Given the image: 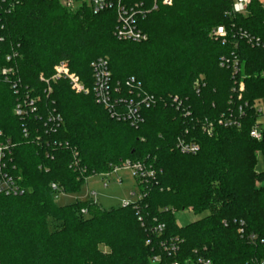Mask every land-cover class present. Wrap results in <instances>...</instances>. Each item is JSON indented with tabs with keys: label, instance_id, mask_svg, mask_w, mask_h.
I'll list each match as a JSON object with an SVG mask.
<instances>
[{
	"label": "trees",
	"instance_id": "16d2710c",
	"mask_svg": "<svg viewBox=\"0 0 264 264\" xmlns=\"http://www.w3.org/2000/svg\"><path fill=\"white\" fill-rule=\"evenodd\" d=\"M11 1L0 0V131L15 145L10 169L15 167L25 193L0 194V264H151L156 249L146 241L156 242L158 235L148 227L160 224L166 228L160 239L184 242L179 260L199 255L213 264H249L264 257V246L248 239L264 237V171L257 172L264 139L250 137L255 112L248 109L240 130L217 127L212 138L193 132L199 153L183 155L176 144L187 122L173 104L178 97L200 119H212L230 106L264 98V3L251 0L246 15H234L233 0H173L172 6L159 1L140 20L148 41L135 44L116 38L114 9L94 14L87 5L72 10L60 0H19L13 8ZM219 27L227 32L225 43L213 37ZM242 33L260 45L248 44ZM224 57L239 60L238 76L221 67ZM100 58L109 61L112 87L121 97L129 96L126 82L135 78L160 99L143 109L138 128L95 102L91 65ZM61 62H69L89 94L74 92L68 80L52 83L53 93H45L41 75L51 78ZM9 68L14 74L7 80L2 71ZM14 80L21 93L39 98V116L15 115ZM241 81L239 102L234 89ZM54 110L63 123L51 133L46 115ZM72 148L82 174L71 168ZM128 160L156 172L140 186L142 200L112 210L92 199L57 203L52 184L65 195L79 193L87 178ZM187 209L202 218L180 227L176 213Z\"/></svg>",
	"mask_w": 264,
	"mask_h": 264
},
{
	"label": "built area",
	"instance_id": "2783aa9c",
	"mask_svg": "<svg viewBox=\"0 0 264 264\" xmlns=\"http://www.w3.org/2000/svg\"><path fill=\"white\" fill-rule=\"evenodd\" d=\"M49 1V0H44ZM60 0L63 5L69 9H76L78 6L87 5L92 13L99 14L107 12V10L114 9L117 14V24L115 27L116 38L123 42L131 43H144L148 41V35L139 27L140 20L146 18L150 15V12L157 9L159 1H162L163 5H172L173 0H153V5L150 9H146L144 3L129 4L127 0ZM251 0H233L232 14L234 15H246L248 12V6ZM11 7L19 5V0H12L10 3ZM213 37L217 40H221L223 43L227 41V32L224 27H219L213 32ZM241 38H245L248 44L253 46H259V39L251 38L248 34L242 33ZM11 57H8L10 60ZM221 67L231 68L233 72V77L239 75L241 70L240 62L237 58H223L221 60ZM94 84H93V94L95 97V102L108 112L112 118L128 123L131 127L138 128L144 122V117L142 114L143 109L153 108L158 105L161 101L155 96L149 95L144 91V87L141 82H137L135 78H130L126 82L128 97H121V90L112 87V72H110L109 61L104 58L95 60L91 65ZM14 74L13 68L4 69L2 75L9 80L10 75ZM40 80L46 85V91L48 96L53 93L51 87L52 83L60 80H68L71 87L79 94H89V90L84 86L83 82L74 74H72L67 66V62H61L58 64L51 78H46L41 75ZM200 84L196 83V90L199 89ZM12 88L16 91L18 95V100L14 113L20 119H28L29 117H37L40 112L39 98L33 96L30 92H20L19 81H12ZM245 91L244 82H240L238 87L234 89V95L238 97V101H243V92ZM173 104L181 114V118L187 122L184 135L177 139V149L181 154L196 155L199 153L200 144L195 141L193 137V132L201 131L203 134L212 138L217 127L222 128H232L240 130L243 126V121L247 118L249 110L252 109L256 114V122L253 126L250 137L255 141H262L264 139V98L259 99L254 105H249V103H240L237 105L230 106L226 108V111L218 117L204 118L200 119L195 113L187 106L186 101L181 100L178 97H173ZM46 124L48 132H55L63 123L62 117L57 114L54 110L47 113ZM23 133L25 137L29 136V128L25 127ZM38 138L37 140H39ZM69 148V146L66 144ZM15 145L13 141L6 137L3 132L0 131V194L5 196H18L23 195L25 191L18 185L16 178L13 175L15 167L13 170L10 169L13 160V153ZM72 152V164L71 168L75 172L83 173L81 168V161L78 159L79 154L76 149L71 150ZM123 170H129L133 173L136 179L138 190L133 193L136 197L134 202L142 200L144 195L140 191V186L147 184L149 181L154 180L156 177V172L153 170L152 166H149L145 162H132L128 160L122 163L120 166H115L112 172L107 174H101L105 178H108L114 174H119L118 172ZM89 178H87L88 180ZM117 182L121 183L122 179L117 177ZM107 187L108 185L104 183ZM51 189L58 193V198L65 195L58 185L52 184ZM92 195V196H91ZM96 196L94 193L90 194L89 199ZM96 202L95 200H93ZM131 203V202H129ZM129 203L124 204L127 206ZM83 215H87L85 210L82 211ZM142 220V219H141ZM153 233L158 236L156 242L152 237H149L146 241L147 244L153 246L156 249V254L151 257V264H213L212 260L203 257L195 256L189 258H183L179 260L178 257L181 253V248L184 242L181 241L179 237L160 239L166 228L165 225L160 224L158 227H148ZM240 234L245 235L244 229L240 230ZM250 239L255 244H260L264 246V237L258 238L255 235L249 236ZM249 264H264V257L260 259H254Z\"/></svg>",
	"mask_w": 264,
	"mask_h": 264
},
{
	"label": "rangeland",
	"instance_id": "374dc122",
	"mask_svg": "<svg viewBox=\"0 0 264 264\" xmlns=\"http://www.w3.org/2000/svg\"><path fill=\"white\" fill-rule=\"evenodd\" d=\"M88 2L87 0H84ZM261 3H264V0H259ZM173 5V3H172ZM170 5V6H172ZM108 32L106 31V34ZM67 66L70 72L76 75L80 80V75L71 71V65L67 62ZM70 88L76 92L70 85ZM77 93V92H76ZM264 171V154L260 153L258 156L257 163V172ZM119 174H114L108 178H105L101 174L93 175L90 177L85 185L81 188L82 190L79 193H74L71 195H62L57 200V203L60 206L72 205L76 200L79 202H86L89 199L90 194H95L96 196L92 197L93 200L98 202L100 208L102 207L105 210H112L129 202H134L136 197L133 196L134 192H137L138 186L133 173L129 170L121 169ZM117 177L122 179L121 183L117 182ZM106 183L108 186L106 187ZM92 196V195H91ZM202 217L197 216L191 210L181 211L176 213V222L180 227L187 226L188 224L195 222Z\"/></svg>",
	"mask_w": 264,
	"mask_h": 264
}]
</instances>
